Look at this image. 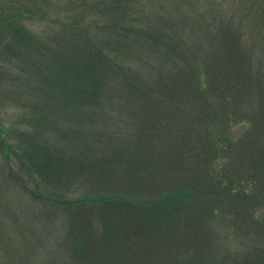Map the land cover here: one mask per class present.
Returning a JSON list of instances; mask_svg holds the SVG:
<instances>
[{"label": "trees", "instance_id": "trees-1", "mask_svg": "<svg viewBox=\"0 0 264 264\" xmlns=\"http://www.w3.org/2000/svg\"><path fill=\"white\" fill-rule=\"evenodd\" d=\"M155 1L81 0L101 19L37 35L23 20L45 14L0 4V103L21 108L0 112L3 169L46 218L17 230L61 240L67 264H264V62L244 34L264 0ZM230 220L241 246L213 247ZM9 230L0 264L23 249Z\"/></svg>", "mask_w": 264, "mask_h": 264}, {"label": "rangeland", "instance_id": "rangeland-1", "mask_svg": "<svg viewBox=\"0 0 264 264\" xmlns=\"http://www.w3.org/2000/svg\"><path fill=\"white\" fill-rule=\"evenodd\" d=\"M9 0H0L1 5H5ZM22 4L21 8H25L29 5L32 12H35L37 14H40L42 12L45 14V16H36L33 18H27V20L24 21V27L26 30L33 31L36 35L39 31H59L60 28H65L64 21H70L69 17L78 15L81 17H84L83 22L87 23L92 18L93 19H101L95 14L98 13L97 7H93V12L91 11V8L93 4L96 3H88V4H82L89 2L90 0H85L86 2H80L81 0H16ZM98 1V0H93ZM191 3L195 4L197 8H203L206 0H189ZM222 1V0H221ZM235 1L238 0H225L224 9H227V7L231 4H233ZM129 3L130 0H128ZM98 3V2H97ZM157 6H161L163 4L164 7L166 4H169V0H156L154 2ZM85 7H88L90 9H86ZM49 18H54L50 20ZM188 28H184V31H186ZM247 31L244 33L247 37L252 36L253 38L260 40L256 41V53L259 54V56H255L256 60L262 59L264 62V32L263 28H246ZM261 57V58H259ZM139 62L131 59H126V65L129 64L132 66L137 65ZM18 111H21L20 105L11 103L8 105H5V102L0 103V112L4 113L3 120L5 123H7L11 119V115L15 116L18 114ZM9 116V117H6ZM10 118V119H8ZM237 129V127H235ZM109 131V130H108ZM240 131L238 130V133ZM3 171H2V170ZM5 173L3 169V160L0 155V185L4 184L2 187V193H5L2 197V201L8 202L10 204L11 208H14L16 215L9 217L8 212H3V218L1 222L5 223L0 226V231H8V228L11 227V231L5 232L2 235V245H5V248L7 245L12 244V248L16 250V246L23 248L16 252L15 258H10V261H8V264H48L49 259H54V261H60V264H67V253L63 254L66 249L64 244H61V240H57L56 237L53 236H46L44 241L40 242V239L35 238L33 232L31 230H22L18 231L17 226L20 222L25 221V217L27 216L29 220L32 222H37L38 225L44 226L46 223V218L44 213L36 206L24 204V201H21L20 193L15 191L16 187L12 188V183L5 178ZM12 188V189H11ZM9 198V199H8ZM264 210V209H263ZM264 215V211L262 212ZM54 217L52 221L55 222L54 226L59 227L57 234H64L66 227H67V220L63 212L54 213ZM232 221V220H230ZM21 224V223H20ZM224 221H219V223L212 221V229L217 233V239L212 243V246L215 247L218 241H222V238L225 236H229L230 241L229 245L231 246V249H235L237 247H240L241 239H244L241 230L237 229L233 221L227 223V226ZM8 227L7 229H5ZM53 228L52 226H50ZM21 228H26V223L22 225ZM37 230H40L38 226H35ZM21 232H27L21 233ZM250 234H248L249 236ZM247 236V237H248ZM246 237V238H247ZM245 238V239H246ZM23 242V245L20 246V244ZM64 246V248L62 247ZM206 246V245H205ZM191 250V249H188ZM12 253V252H11ZM34 255L30 259H25V254Z\"/></svg>", "mask_w": 264, "mask_h": 264}]
</instances>
